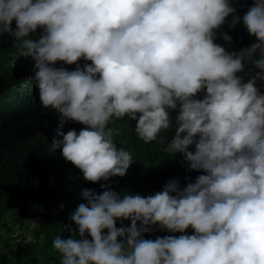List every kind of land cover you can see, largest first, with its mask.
Segmentation results:
<instances>
[{
	"label": "clouds",
	"instance_id": "1",
	"mask_svg": "<svg viewBox=\"0 0 264 264\" xmlns=\"http://www.w3.org/2000/svg\"><path fill=\"white\" fill-rule=\"evenodd\" d=\"M241 21L250 46L216 42L230 46L222 26ZM5 32L34 58L39 100L60 116L53 149L85 180L126 174L132 154L109 126L125 116L146 143L174 128L165 150L204 170L147 196L84 189L76 227L53 240L61 264H264V0L242 17L231 0H0ZM69 120L88 127L65 133ZM152 225L183 234L147 239Z\"/></svg>",
	"mask_w": 264,
	"mask_h": 264
},
{
	"label": "trees",
	"instance_id": "2",
	"mask_svg": "<svg viewBox=\"0 0 264 264\" xmlns=\"http://www.w3.org/2000/svg\"><path fill=\"white\" fill-rule=\"evenodd\" d=\"M254 2L255 0H231L241 17ZM13 26L15 27V21ZM222 27L233 37V42L229 46L222 37H218L216 42L229 51H239L250 46L256 39L247 31L242 21L234 28L229 27L228 23ZM42 32L43 29L38 28L36 35ZM15 41L14 34L0 33V56L21 54ZM79 63L83 66L91 61L81 59ZM55 66L73 70L76 64L58 61ZM33 75V66L23 70L0 69V202L11 197L18 200L23 209L32 200L38 202L32 219L41 238V248L45 251L42 264H61V254L54 248L53 240L57 235L61 238L68 237L71 235L69 228L76 227L71 214L79 203L86 202L82 195L84 189H92L93 193L101 194L111 188L120 192L121 198L126 193L147 196L162 191L170 179L179 178L180 187L183 188L204 173L203 169L189 170L181 153L172 156L165 150L168 138L174 136V128L163 130L156 140L146 143L135 132L136 121L125 116L114 119L109 126L117 130L115 140L118 146L132 154L133 162L126 174L98 182L85 180L82 171L63 157L62 149L55 150L51 145L58 138L57 129L61 125V119L54 109L42 106L39 90L31 80ZM204 94V91L198 93L199 98H203ZM177 112L178 110H173L171 113L173 122ZM85 127L88 126L69 120L64 124L63 130L65 133L71 129L79 132ZM190 150L194 151L195 145H191ZM102 184L107 187H102ZM130 223V219L123 222L117 220V227L130 226ZM152 227L154 231L144 233L145 238L183 234L162 230L158 225ZM185 231L187 234L194 233L191 226Z\"/></svg>",
	"mask_w": 264,
	"mask_h": 264
},
{
	"label": "rangeland",
	"instance_id": "3",
	"mask_svg": "<svg viewBox=\"0 0 264 264\" xmlns=\"http://www.w3.org/2000/svg\"><path fill=\"white\" fill-rule=\"evenodd\" d=\"M28 66H34L31 55L0 56V69L23 70ZM37 207L36 200L24 209L18 200L11 197L0 202V264L43 263L45 251L41 248V238L32 219Z\"/></svg>",
	"mask_w": 264,
	"mask_h": 264
}]
</instances>
